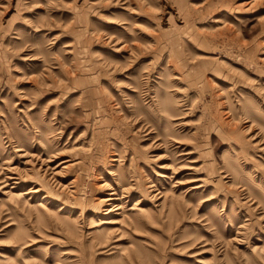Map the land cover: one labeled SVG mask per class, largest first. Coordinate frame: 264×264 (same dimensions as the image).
Instances as JSON below:
<instances>
[{
  "label": "rangeland",
  "instance_id": "1",
  "mask_svg": "<svg viewBox=\"0 0 264 264\" xmlns=\"http://www.w3.org/2000/svg\"><path fill=\"white\" fill-rule=\"evenodd\" d=\"M0 264H264V0H0Z\"/></svg>",
  "mask_w": 264,
  "mask_h": 264
},
{
  "label": "bare ground",
  "instance_id": "2",
  "mask_svg": "<svg viewBox=\"0 0 264 264\" xmlns=\"http://www.w3.org/2000/svg\"><path fill=\"white\" fill-rule=\"evenodd\" d=\"M67 162V160H65V161H62L61 163H66ZM34 192H36V190L34 191ZM110 196L111 197H108V198H104L103 200L104 201H116L117 200V198L116 197H114L115 196V194L112 192L111 194H110ZM102 201V200H101ZM118 209V207H115V210H117ZM108 223V222H107Z\"/></svg>",
  "mask_w": 264,
  "mask_h": 264
}]
</instances>
